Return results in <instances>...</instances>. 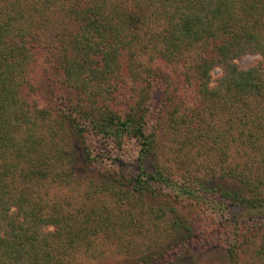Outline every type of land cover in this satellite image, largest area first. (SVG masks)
<instances>
[{"label":"trees","instance_id":"1","mask_svg":"<svg viewBox=\"0 0 264 264\" xmlns=\"http://www.w3.org/2000/svg\"><path fill=\"white\" fill-rule=\"evenodd\" d=\"M223 141L243 164L200 166L237 190L187 168ZM253 215L264 223V0H0V264H86L106 246L124 264H198L196 217H226L228 258L254 237L245 264H264Z\"/></svg>","mask_w":264,"mask_h":264},{"label":"rangeland","instance_id":"2","mask_svg":"<svg viewBox=\"0 0 264 264\" xmlns=\"http://www.w3.org/2000/svg\"><path fill=\"white\" fill-rule=\"evenodd\" d=\"M56 29H57V23L53 22V24L49 26V30L47 33L48 37L50 36L51 38L53 35H55V33L57 32ZM152 54L153 52H151V50H148L146 53L142 55V60L144 61V63L146 64L152 63L153 65L158 66V68L163 69L165 72H167V74H171L170 71L171 69L169 67L164 66L163 64L162 65L159 64L158 61H155V59L151 57ZM257 60H260V56L244 55L243 57L239 58L237 62L241 67L246 68L247 66L254 64ZM220 74H221V70L219 68L214 69L212 71L213 80H215ZM51 80L52 79H47V73L44 74L41 73L39 75L40 87L38 90V94L35 95V97L40 106L47 105L46 98H47V94L48 95L50 94ZM58 84H60V82ZM213 123L216 124L221 131L224 130L225 122L222 121L221 119L214 117ZM223 142H220L217 146L218 148L222 147V152L219 151L217 148H215L212 150L208 149L207 151L202 150L198 153H194L196 157L194 154H191L192 156L194 155V157L196 158L195 159L196 162L192 163V165L187 168L190 169L192 173L202 177H204L203 175L206 174L205 175L206 177L207 173H205V170L201 169L200 166V164L204 163L206 159L208 160L204 164L208 162H213L215 165L217 164L218 167H221L219 159L234 158L236 162L240 163L241 166V164H243V162L245 161L247 155H244L243 152L239 151L238 148L230 147L229 145L226 146L225 142L224 143ZM159 152H160L159 162L163 163L164 161H166L164 150L162 151L161 148ZM130 157L131 159L135 158L133 156ZM251 167L252 170L256 168L255 166H251ZM209 174L211 175L212 173ZM215 174L217 176L214 178L211 177L210 175L207 176V178L210 179V183H212L213 186H217L218 184H220L221 187L229 190H233V189L237 190L241 188L240 186L241 184L238 182V180L233 178H226V179L219 178L218 177V175L220 174L219 170H217ZM84 175H86V173ZM46 190L49 192V194L52 197H58L59 195H64V197H66L72 194L71 192H68L70 191L68 188H64L61 185H56V184H50V186H47ZM151 202L155 203L157 201L156 199H147L148 204H151ZM239 210L238 209L235 210V213L236 215L240 216L239 217L240 219L242 218L243 214L240 213ZM258 218L256 215H253L252 218L248 219V222L253 225L251 229L254 230L257 234H260L259 232H261V228L264 223L260 222L259 224ZM194 220H195L194 231L197 236H201L202 238L201 240L203 241V243L198 241L191 245L192 248L191 251L198 256V259L196 261L198 264H245L248 262V260H250L249 248H251L250 244L251 241L255 239L254 237L250 239L249 244H247L241 249L238 258L234 259L233 261L228 258L229 256L225 252V248L227 247L230 240L228 234L229 222L226 220V217L224 218V220L222 219L223 224L219 223L217 219L213 220L212 218H206V217L204 218L196 217ZM241 226H244V223H242ZM142 236H143L142 234L135 235V239H136L135 244L138 247L139 246L144 247L145 243L149 244V239H144ZM103 250H104V254L101 257H97V258L82 257L80 260H82V262L86 264H124V262L121 260L123 259V257L115 251L114 247L106 246L103 247Z\"/></svg>","mask_w":264,"mask_h":264}]
</instances>
